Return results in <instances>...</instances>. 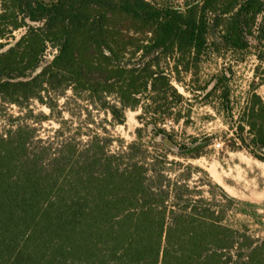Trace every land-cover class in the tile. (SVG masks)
Listing matches in <instances>:
<instances>
[{"label":"trees","instance_id":"trees-1","mask_svg":"<svg viewBox=\"0 0 264 264\" xmlns=\"http://www.w3.org/2000/svg\"><path fill=\"white\" fill-rule=\"evenodd\" d=\"M251 38L264 40V0H0V264H264V239L229 218L238 201L211 182L224 203L206 198L198 168L142 140L172 141L164 126H189L200 100L229 150L264 162V78L239 95L231 69L198 78L210 52ZM61 99L58 113L88 119L42 136ZM128 111L143 126L132 142L111 134Z\"/></svg>","mask_w":264,"mask_h":264},{"label":"rangeland","instance_id":"rangeland-1","mask_svg":"<svg viewBox=\"0 0 264 264\" xmlns=\"http://www.w3.org/2000/svg\"><path fill=\"white\" fill-rule=\"evenodd\" d=\"M21 33L22 31L16 32V36L19 37ZM250 42L251 48L244 52L224 51L223 55L210 52L205 56L201 61L198 76L201 82L209 81L212 76L224 69L232 70V88L238 95L249 90L250 84L255 79L256 82H262L264 78V40L251 38ZM55 54V49H49L45 61H51ZM183 80L186 85L192 86L191 76L186 75ZM174 85L187 98H193L180 84L174 82ZM258 92L264 98V83ZM192 102L193 109L189 126L184 125V120L179 124H172L168 121L164 126L171 133L172 141L163 137L156 138L146 129L142 133L143 143L150 150L166 152L169 160L198 168L199 170L193 172L191 181L201 185L204 196L223 202L219 191L212 187L214 184L220 186L230 197L238 201L229 208V218L233 224L245 225L256 237L264 239V162L257 160L246 151L229 150L222 139L223 133L227 130L222 117L202 101L193 99ZM63 103L64 99H61L58 102L59 107L52 116L46 106L37 102H33L30 106L35 116L40 114L51 116L50 120H46L42 125V136H53L54 131L60 127L61 120H67L74 129L80 122L88 119L84 112L82 115H71L67 111L62 114L58 113L62 110ZM81 105L84 106L85 102ZM11 109V114L17 116L19 109L17 107H11ZM71 109L78 112L74 103ZM96 113L94 112L92 116L93 120L101 122L105 118L111 119ZM140 114L141 112L128 111L126 125L111 129V134L114 137L120 136L128 142L136 140V130L143 127L137 120ZM204 137H209V139H204ZM197 146L201 148L199 156L183 155L189 148H197Z\"/></svg>","mask_w":264,"mask_h":264}]
</instances>
